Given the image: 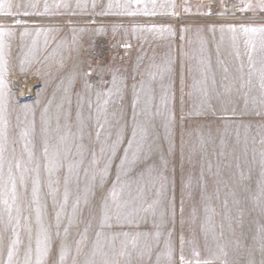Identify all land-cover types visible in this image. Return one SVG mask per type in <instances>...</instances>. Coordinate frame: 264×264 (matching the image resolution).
Wrapping results in <instances>:
<instances>
[{"label":"rangeland","instance_id":"374dc122","mask_svg":"<svg viewBox=\"0 0 264 264\" xmlns=\"http://www.w3.org/2000/svg\"><path fill=\"white\" fill-rule=\"evenodd\" d=\"M13 2H31L37 7L28 9L34 15L17 17L22 24L0 15V27L11 28L15 33L4 37L6 123L0 124L4 131V136L0 137L4 149L0 175L6 184V195L0 196V231L4 233L0 264L7 261L16 233L21 243L17 245L13 261L24 264L29 226L31 264H37V240L44 238L41 228L49 237L50 248L43 264H50L52 259L59 261L62 242L68 246L64 264H71L76 255V242L81 239L90 218L89 208L96 205L99 211L100 195L110 193L117 184L123 150L127 148L123 143L117 146L114 154L111 151L110 145L116 140L119 128L117 121L127 123L125 139H130L133 113H138L151 98L150 85L155 96L150 110H154L153 105L160 107L163 97L176 117L170 127L165 126V119L157 117L153 130V139L161 146L157 159L162 157L168 161L165 172L168 181L162 193L155 174L139 181V187L144 190L142 198L135 203L139 227L124 226L122 230L154 233V223H160L163 218L160 244L153 251L151 264H156L158 256L160 264H165L169 232L177 257L183 237L187 259H194L195 249L201 261L209 260L211 264H260L264 260L261 250L264 245V197L260 196L264 185V118L244 111L255 112L261 100L264 90L260 87V71L264 68V51L260 47V34L251 37L256 44L252 50L245 43L249 36L238 32L237 45L233 46L232 33L228 31L229 26L264 27V11L255 7L259 0H250L253 9L242 11L231 10L232 5L227 2L226 10L219 7L212 11L186 4L184 0H156L155 15H144L141 11L135 16L123 14L124 9L117 6L127 0ZM45 4L49 6L47 11ZM109 4L113 7L109 8ZM131 10L137 11L138 6L133 3ZM25 29L28 36L22 35ZM153 63L159 68H151ZM165 68L170 71L164 72L163 80L159 75L155 80L148 76L149 70L159 72ZM85 72L90 75L85 76ZM113 76L116 88L121 89L119 94L113 88ZM139 80L145 82L146 93H140V103L134 108L132 86ZM29 88L34 93L29 98L24 97ZM109 89L113 91V102L105 111L106 97L102 95L97 102L96 93H107ZM200 89L207 92L212 111L201 108L203 93ZM217 94L219 101L215 99ZM226 96H232L233 100L230 102ZM233 107L236 111L226 113ZM194 108L198 114L189 115ZM179 116L183 119L179 120ZM97 122L104 125L99 139L96 137ZM45 141L49 150L47 157L44 155ZM54 151L57 152L55 156L52 155ZM50 158L60 165L51 175ZM105 169L101 181L100 174ZM93 175L96 176L94 181ZM133 179L131 175L122 176L121 185ZM66 180L69 196L64 204ZM37 187L39 190L34 196L33 190ZM131 187L136 195L137 184ZM56 188L58 192H54ZM86 188L89 190L88 206L83 200ZM127 191L120 194L121 199H127ZM77 197L81 198V203L74 216ZM155 200H159L155 216L148 213L146 222L141 223L139 216L144 215L141 209ZM58 211L59 236L55 219ZM65 228L69 229L67 235ZM96 230L94 221L81 246V264L89 259L100 261L105 258L102 255L105 252L107 258L124 264L127 257L119 255L123 237L116 240L114 255L109 250L110 238L102 239L101 248L96 249ZM142 250L143 238L136 249L129 245L133 259H137ZM145 261L147 264V258Z\"/></svg>","mask_w":264,"mask_h":264},{"label":"snow or ice","instance_id":"6c2138e0","mask_svg":"<svg viewBox=\"0 0 264 264\" xmlns=\"http://www.w3.org/2000/svg\"><path fill=\"white\" fill-rule=\"evenodd\" d=\"M135 4L138 6L137 11H132L131 6L132 4ZM142 5V9L140 6ZM64 7H70L68 4H64ZM79 6V5H78ZM118 7H121L124 9L125 15L129 16H135L139 14L141 11L144 15H155V8L157 7L156 0H127V3L123 5H117ZM37 5L34 3L29 2L28 4H22V3H14L13 0H0V15H3L5 17L12 18L16 24H22L23 21L21 19H17V17H29L34 15V13L28 11L29 8H36ZM48 5L45 4V11L48 10ZM93 7H95V3L93 4ZM109 8H112L113 5L109 4ZM172 7L175 8V4H172ZM253 4L251 2H248L246 5L247 10L253 9ZM258 7L261 11H264V0H259L258 4L255 6ZM24 9L21 11V9ZM241 10H244L242 7ZM107 14V13H105ZM176 13L173 12V15ZM210 14V13H209ZM161 31H164V29H161ZM168 31H171L170 29ZM215 30L213 29V32ZM223 32V28L221 29ZM228 31L232 33L230 39L233 46L237 45L238 42V32H242L245 35L249 36V39L245 42L249 44L252 48V50H255L256 44L251 38L255 34H260L261 41H260V47L261 50L264 51V27H248L241 25L239 28L236 26H229ZM14 30L9 28L5 30L3 27H0V124L6 123L5 118V108H4V94H3V88H4V80H3V70L5 68V61H4V52L6 48V42L4 37L5 36H13ZM23 36H28L29 33L27 29L24 30L22 33ZM217 52H219V45H217ZM251 60V57H249ZM151 68L158 69L159 66L153 63L151 65ZM170 69L165 68L163 71H148V76L155 80L157 75L160 76L161 80L164 78V72H168ZM224 71L226 72L227 69L225 68ZM85 76H89V72L84 73ZM226 78V77H225ZM260 80L261 84L260 87L262 90H264V68L260 71ZM87 84V81L85 82ZM113 88L116 89V93L119 94L121 89L116 88V77L113 76L112 80ZM88 87H91V85H88ZM124 87H127L126 85ZM163 84H161V88H163ZM195 87V84L193 85ZM133 94L135 97V104L133 107L135 108L136 105L140 103V93L145 91V82L143 80L136 81L133 86ZM200 91L203 93V97L200 100V106L204 110L212 111L211 102L208 99V94L204 89H200ZM148 92L151 95V98L147 101H145L144 107L140 109V111L137 113L134 111L132 121V131H131V137L130 139H125L127 135V123L121 122L120 120L117 121V124L119 125L118 131L116 133V140L110 145L111 151L114 154L117 150V146L121 145L123 143L127 144V148L123 150V158L120 162V173L116 177L117 184L113 185L110 193L108 194H101L100 195V205H99V211H97V206L93 205L91 208H89L90 212V218L85 224L84 231L81 233V239L76 242V255L72 257L71 264H81V261L79 260L80 254H81V246L84 244L85 240L88 237L89 230L93 228V222L95 221L96 226V232H95V241L94 245L97 250L101 248V240L104 239L105 241L111 240V247L110 251L115 255L116 249H115V242L119 237H123V240H121V250L119 252L120 256H125L127 259L124 261V264H146L145 258H147V264H151L152 261V255L155 248L159 247L160 244V236L162 234L161 228L163 227V218L161 219L160 223H154L155 232H125L123 231L124 226H128L129 228H135L139 227V224L137 223V216L139 213L136 210L135 203L138 198H142L143 189L139 187V181L142 180L146 175L152 176L153 174L156 175L158 180L160 181V192L162 193L164 188L166 187L168 177L165 175V172L167 171V163L168 161L164 158L157 159L160 145L156 143V141L153 139L155 136L154 128L156 126V118L161 117L167 121L166 127H170L176 117L174 111L168 108L167 100L165 98H161V106L160 107H154V110H150L149 105L152 104V101H154V89L151 87L148 88ZM105 96L104 99V110L107 111V105L112 103L111 97L113 95L112 89H109L107 93H101L97 92V102L101 99V96ZM191 95V94H189ZM120 99L122 100L123 97L121 96ZM215 99L217 101L220 100L219 94L216 95ZM62 107V105H61ZM247 108V104H246ZM47 111V110H45ZM234 111V110H233ZM198 114L194 108L193 112L189 115ZM255 115H258L262 118H264V91H262V97L259 102L258 107L256 108ZM117 113H113V116H116ZM105 123H108L106 120ZM98 131L96 133L97 139L100 137V130H103L104 125L99 124L97 122ZM24 135H27V132L24 133ZM109 137L111 136V133L108 134ZM4 136L3 129H0V137ZM64 138L61 137V140ZM262 143H264V140H262ZM3 145L0 144V173H2V163H3ZM103 151V148L101 149ZM57 154L56 151L53 152V156ZM31 157V153L29 154ZM44 155L47 157L49 156V150L47 141H45V148H44ZM264 155V154H262ZM131 157V159H130ZM95 163V161H94ZM60 165L52 158L49 159V174L51 175L54 168H58ZM37 173L39 174V165H37L36 168ZM72 171V166L69 165V173ZM106 169L103 173L100 174L101 181L104 179V175L106 174ZM131 175L132 177H135L131 181V183H126L121 185V179L122 176ZM9 178H11V168H9ZM70 179V176H69ZM93 181L96 179V176L93 175L92 177ZM37 186H39V180L36 181ZM55 183L58 185L60 183L59 179L55 181ZM137 184V187L135 189L136 195H133V190L131 185ZM51 186V183H50ZM125 189H128L127 191V199H121L120 194L125 191ZM39 188H35L33 190V195L36 196L38 193ZM16 191L15 183L13 182L12 192L13 194ZM59 189H54V192H58ZM88 193L89 190L86 188L85 194L83 196L84 204L85 206H88ZM6 195V184L3 181L2 175H0V196ZM68 196L69 191L67 187V180L65 182V191H64V204H67L68 202ZM260 196L264 197V185L261 186ZM5 204L8 203L7 199H4L3 201ZM53 202L55 204V197L53 199ZM81 203V198L77 197L75 201V206L73 208L74 216L79 210V206ZM159 203V200H155L153 204L148 205L146 208H142L144 215L139 216V220L141 223L146 222L148 213H152L153 216H155V205ZM61 210H63V205L61 206ZM39 208H37L38 218H39ZM181 211H183V208H181ZM56 219V235H60V212H56L55 215ZM11 221V215L9 213V222ZM79 222V219L77 218V223ZM72 227V223H69V228ZM68 228L64 229L65 235L68 234ZM29 237H28V250H27V256L24 260V264H31V227H28ZM42 234H44V238L42 240H37V252H38V260L37 264H43L44 257L48 256L50 254V248L48 246V240L49 237L46 233H44V229L41 228ZM109 232L111 233L109 236ZM171 232L168 233V241L166 243L167 253H166V262L165 264H211V261L204 260L201 261L199 259V252H197L195 249H193V257L194 259H187L184 255V248H183V237H181V247L179 251V256L177 257L174 255V249L171 243ZM143 238L144 239V250L140 251L139 256L137 259L132 258V252L129 251V245H131L132 249H136L138 245V241ZM152 240L154 243H149V241ZM3 241H4V233L3 231H0V249L3 248ZM21 243L19 233L15 234V239L11 241V250L8 251L7 254V261L4 262V264H14L13 257L16 254L17 245ZM262 252H264V245H262L261 248ZM95 252L93 253V256H95ZM102 255L105 257L104 259L100 261H96L95 259H89L83 262V264H120L119 261L108 257V253H102ZM68 256V246L61 243L60 247V255H59V261H56L55 259H52L50 264H64L66 258ZM156 264H160V257H157ZM249 264H254V262H249ZM260 264H264V260H261Z\"/></svg>","mask_w":264,"mask_h":264},{"label":"bare ground","instance_id":"6f19581e","mask_svg":"<svg viewBox=\"0 0 264 264\" xmlns=\"http://www.w3.org/2000/svg\"><path fill=\"white\" fill-rule=\"evenodd\" d=\"M250 1V0H249ZM192 5H199V4H192ZM200 6V5H199ZM219 7H220V9L222 10V11H224V10H226L225 9V2H218V3H215V4H212V5H204V6H201V8H208L209 10H215V9H219ZM230 8H231V10H234L235 8L237 9V10H239V11H242V10H240V9H238L237 7H234L233 6V8H232V6H230ZM207 9V10H208ZM229 9V8H228ZM206 10V9H205ZM115 53V52H114ZM115 55V54H114ZM25 65H26V63H25ZM116 65V64H115ZM118 67V66H117ZM47 75V74H46ZM31 79V78H30ZM99 80V79H98ZM52 84V83H51ZM59 84V83H58ZM156 84V83H155ZM32 86V85H31ZM149 87H151V85L149 86ZM147 89V88H146ZM39 92V91H38ZM26 93V92H25ZM34 92H33V89L32 88H29V90L27 91V93L24 95V97H28L29 98V96H31V94H33ZM145 93H146V91H145ZM24 94V93H23ZM41 94V93H40ZM42 95V94H41ZM33 97V96H32ZM149 97V96H148ZM224 97V96H223ZM147 98V97H146ZM226 99H228L230 102H231V100H233V98H232V96H226ZM20 104V103H19ZM230 107H231V105H230ZM229 108V107H228ZM234 107L232 108V109H230V110H228L226 113H233L234 111H236V110H234ZM244 113L245 114H247V113H254V112H252V111H248V110H245L244 111ZM183 119V116H179V120H182ZM178 120V121H179ZM166 122V121H165ZM185 124V123H184ZM165 125H166V123H165ZM36 134V133H35ZM104 158H106V157H104ZM90 168V167H89ZM89 170V169H88ZM81 233V232H80ZM203 241V240H202ZM150 243V242H149ZM176 244V243H175ZM91 246V245H90ZM176 246V245H175Z\"/></svg>","mask_w":264,"mask_h":264},{"label":"built area","instance_id":"2783aa9c","mask_svg":"<svg viewBox=\"0 0 264 264\" xmlns=\"http://www.w3.org/2000/svg\"><path fill=\"white\" fill-rule=\"evenodd\" d=\"M218 2H227L232 6L237 7L238 9L241 10L242 7L246 9V5L250 1L249 0H184V3L186 4H199L200 6L212 5Z\"/></svg>","mask_w":264,"mask_h":264}]
</instances>
